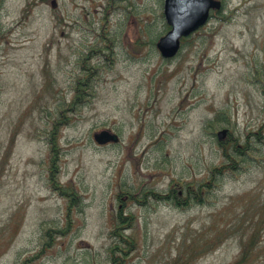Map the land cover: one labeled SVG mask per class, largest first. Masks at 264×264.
Segmentation results:
<instances>
[{"label": "rangeland", "instance_id": "obj_1", "mask_svg": "<svg viewBox=\"0 0 264 264\" xmlns=\"http://www.w3.org/2000/svg\"><path fill=\"white\" fill-rule=\"evenodd\" d=\"M220 1L164 60L143 30H161L162 0H0V264H114L121 206L134 242L122 264H264V0ZM103 15L119 45L69 109ZM58 113L69 209L48 181ZM102 129L117 142L97 144ZM245 139V159L226 160ZM171 188L182 206L158 199Z\"/></svg>", "mask_w": 264, "mask_h": 264}, {"label": "trees", "instance_id": "obj_2", "mask_svg": "<svg viewBox=\"0 0 264 264\" xmlns=\"http://www.w3.org/2000/svg\"><path fill=\"white\" fill-rule=\"evenodd\" d=\"M112 2H114V0H111ZM122 0H116L114 3L117 5L119 3H121ZM115 6V5H114ZM162 15H160L161 18ZM106 17L103 15L101 18V21L98 23L100 24L99 27V32H96L93 37V39L91 38L90 44L86 47L87 52L81 54V56L77 59V61H79V66H78V71H79V75L78 77L74 80V85H73V98H71L68 107L69 109H75L76 107L81 106L87 99V96L91 95V92L93 90V85H94V79H95V75L98 71L99 68H97V65L99 63V61H108L110 59V55H107V53L109 52L110 54H113V51L115 50V46H118L119 43L116 41L117 38L115 36V34H113L111 31L105 29L104 27V21ZM163 21V20H162ZM94 22V21H93ZM154 22H144L143 25V30L146 32V34L148 35L150 42H152V44H154L156 38H158L161 33L167 29V26L164 22H162L161 24V30L157 31V27L153 25ZM103 41H105V43H103ZM139 41V42H138ZM135 43L140 44L141 46L144 44H146L145 40L142 38L141 35H139V40L134 41ZM118 43V44H117ZM98 52H100L101 54H97ZM107 52V53H106ZM103 57V58H101ZM100 59V60H98ZM111 63H109L108 65H110ZM263 93H264V85H263ZM64 109H62L60 112H63ZM59 112V113H60ZM57 114L55 119H53V121L51 122V126H50V131H49V136H48V149L51 153V160L48 166V173H50V175L48 174V181L50 184V187L52 188V190L59 192V195H61L62 197H67L68 198V209L70 207H76L79 203V197L78 194L76 192H74V189L71 187H65L61 184H59L58 180H57V172L59 169L58 163H57V159L59 157V153H58V145L55 143L56 139V133L58 130V127L61 124H64L67 122V117L64 114ZM253 135V133H252ZM254 139V138H253ZM219 141V140H218ZM257 141H259V139L257 138ZM219 143V142H218ZM239 142H233L231 143V152L230 151H225V147H223V151L222 154L224 156V158L230 162H233L237 159L240 158L245 159L246 155L248 154V151L250 146V140L245 139V141L242 144H238ZM220 144V143H219ZM221 145V144H220ZM215 172H219L221 173L220 168H212L210 170V176L215 174ZM212 180V177H211ZM202 185V183H201ZM199 185V187L201 186ZM186 186V190L188 191V189H190L189 184H185ZM206 187L210 186V183H206L205 184ZM148 191V190H147ZM146 192V191H145ZM152 192V191H150ZM173 193V194H172ZM152 195H154L153 193H151ZM178 197V193L173 190V188H171L168 191V194L160 196L158 199H170L171 202L174 203V205L177 206H182L184 203L182 201H179L177 199ZM128 198L130 199H137V196L134 197V194L130 193L128 195ZM120 209V208H119ZM125 210V208H123V206H121V210L118 212V214L116 215V222L114 227L112 228L114 231H112V233L116 236V244L113 246L112 249V253L117 252L118 250H114V249H119L120 254H121V258L119 257H113L112 262L114 264H122L123 259H125V254L126 251L131 249L130 247H132L133 245V239H129L127 237V235H124L120 232L121 229H127L130 226V223L132 222V215H128V213L122 214L123 211ZM65 231V230H64ZM64 231H59L57 230L56 232L58 234L61 233V235H63ZM119 231V232H118ZM119 243L124 244L123 247L119 246ZM129 246V247H127ZM124 256V257H122ZM243 257V256H242Z\"/></svg>", "mask_w": 264, "mask_h": 264}, {"label": "water", "instance_id": "obj_3", "mask_svg": "<svg viewBox=\"0 0 264 264\" xmlns=\"http://www.w3.org/2000/svg\"><path fill=\"white\" fill-rule=\"evenodd\" d=\"M162 13L165 23L169 29L161 35L155 46L160 55L165 58L174 56L179 50L180 38L188 36L199 26L205 23L209 9H218V0H162ZM226 129L217 132L221 138ZM97 143L117 141L118 136L108 130H100L94 133L93 137Z\"/></svg>", "mask_w": 264, "mask_h": 264}]
</instances>
